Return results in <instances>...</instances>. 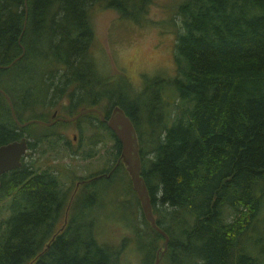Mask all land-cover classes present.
I'll return each mask as SVG.
<instances>
[{"label":"trees","instance_id":"1","mask_svg":"<svg viewBox=\"0 0 264 264\" xmlns=\"http://www.w3.org/2000/svg\"><path fill=\"white\" fill-rule=\"evenodd\" d=\"M149 1L109 0V5L131 17ZM94 2L0 0V144L25 130L32 136L30 125L39 123L44 136L52 134L62 119L50 125L32 120L52 119L42 110L51 116L65 106L72 116L78 105L96 106L108 117L119 105L135 126L140 174L156 222L169 236L159 264H264V0L177 2L176 73L149 78L138 92L125 86V77L111 84L96 71L89 50ZM38 60L49 68L37 69ZM48 91L53 96L46 99ZM5 93L18 119L31 121H16ZM172 105L179 113L169 120ZM153 114L160 116L159 128ZM84 115L97 117L95 130L114 138L108 170L71 190L49 167L34 166L36 159L23 157L20 166L3 172L0 264H123L119 257L128 240L139 264H154L164 236L143 213L120 142L95 111L73 121ZM58 138L42 140L54 147ZM81 143L72 140V153L94 154ZM28 147L36 148L35 141L28 140ZM121 174L128 191L122 188L117 200L128 210L124 225L130 234L116 247L97 239L91 218L106 198L97 182L110 179L104 183L110 186ZM137 211L144 225L133 223Z\"/></svg>","mask_w":264,"mask_h":264},{"label":"rangeland","instance_id":"2","mask_svg":"<svg viewBox=\"0 0 264 264\" xmlns=\"http://www.w3.org/2000/svg\"><path fill=\"white\" fill-rule=\"evenodd\" d=\"M179 1L150 0L144 6L141 4V8L133 12L131 17H126L118 9H114L109 5V0H95L90 8V20L94 35L89 50L96 71L100 74L99 77H108L110 81L112 80L111 84H113L123 76L128 81L125 86L129 87L132 92H138L145 86L149 78L155 77L158 79L173 76L176 73V59L172 48L175 42V30L179 25L178 21L181 19L179 9L175 8V5ZM129 7L132 6L129 5ZM36 66L40 71H46L49 68V65L42 60H38ZM6 90L8 89L6 88ZM48 92L46 99L53 96L50 91ZM10 102L12 103L11 100ZM49 102L50 100L47 101V103ZM54 106L52 104L50 110H53ZM77 107L80 108V105ZM107 108L108 106H104L102 109ZM69 110L67 107L61 106L57 111L59 115L54 111L56 113L54 115L52 113L51 116L49 112L44 110L42 112L47 117H52L47 121H52L58 116H71ZM178 113L179 111L174 109V105L170 106L168 119L172 120ZM152 117L158 123V128L162 126L160 116L153 114ZM89 118H92L91 122H89ZM58 120H55V122ZM98 121L97 117H91L90 115H84L74 121L73 119L62 120L54 126L52 134H46V136L55 139L59 137L54 143V147L46 144L49 139L42 140L46 136H44L45 129L41 130L40 123L30 125L32 136H29L26 130L23 135L28 137V140L35 141L36 148L28 147V155L24 159H36L34 166L49 167L56 173L65 187H69V190H71L79 177H86L90 174L97 175L99 171L103 172L102 170L106 168L108 170L109 166L107 164L112 162L110 161L112 160L111 146L114 144V138L107 130L101 128L95 130L93 125H97ZM43 124L50 125L48 123ZM94 133H97V141L91 142ZM73 134L76 135L75 139L80 138V143L82 142L80 148L82 150L85 152L91 150L94 151V154L87 157H78V155L72 153ZM100 138L102 139L99 141ZM67 140H70V143H66ZM99 174L102 173L99 172ZM105 177L109 176L106 175ZM105 180L101 183L97 182V185L100 184L101 191H104L106 198L103 204L96 205L91 219L97 221L94 224L97 239L108 241L118 247L123 239L122 237L130 234V229L124 225V221L127 220L129 214L128 210L124 209L123 205L117 200V194L122 188L128 191V181L124 174L117 175L113 179L116 184L110 186L104 185V183H110V179ZM130 192H132L131 189ZM131 200L133 201L134 198L132 197ZM230 215L228 214L227 217ZM132 219L133 223L138 222L144 225L140 211L132 213ZM257 224H261L259 219L255 222V226ZM139 261L140 255L135 251L134 243L128 240L120 253L119 262L139 264Z\"/></svg>","mask_w":264,"mask_h":264},{"label":"water","instance_id":"3","mask_svg":"<svg viewBox=\"0 0 264 264\" xmlns=\"http://www.w3.org/2000/svg\"><path fill=\"white\" fill-rule=\"evenodd\" d=\"M5 95L7 96L10 102L8 95L6 93ZM11 110L13 116L20 125H25L29 121H31V120L20 121L14 112L12 103H11ZM89 111H95L100 116L101 120H105L107 126L114 132L115 136L119 140L120 156L130 175L132 187L137 193L138 198L140 199L143 213L145 214L150 224L164 236L163 246L159 247L154 261V264H159V260H160L159 254H162L166 249L169 236L157 224L155 216L152 212V205L146 187V183L144 181L143 176L140 174L141 163L139 157L136 129L131 120V117L125 112V110L119 105H114L108 117H105L103 111H101L96 106H82L79 108L76 114L69 117L58 116L52 121H45L39 119H32V120H38L42 123L51 124L55 122V120L57 119H62V120L75 119L77 116ZM55 113L56 112H53V115ZM27 150H28V137H26L25 135H23L19 139H12L5 143L0 144V175L5 171L20 166L21 158L27 153ZM0 185H1V179H0Z\"/></svg>","mask_w":264,"mask_h":264},{"label":"flooded vegetation","instance_id":"4","mask_svg":"<svg viewBox=\"0 0 264 264\" xmlns=\"http://www.w3.org/2000/svg\"><path fill=\"white\" fill-rule=\"evenodd\" d=\"M75 137H76V135L75 134H73V139H75ZM5 143V142H4ZM28 155V150H27V153L23 156V157H26ZM23 157L21 158V164L23 163ZM78 157H86V156H82V155H79ZM20 164V165H21ZM102 176V174H97V175H92V176H90V177H88V178H78L77 180H76V182H75V189L78 187V185L79 184H81V183H88V182H90V181H92V180H94V179H97V178H100ZM61 228V227H60Z\"/></svg>","mask_w":264,"mask_h":264}]
</instances>
